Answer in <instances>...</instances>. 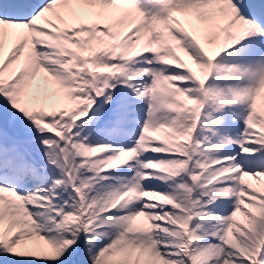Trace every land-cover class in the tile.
<instances>
[{
    "label": "snow or ice",
    "instance_id": "1",
    "mask_svg": "<svg viewBox=\"0 0 264 264\" xmlns=\"http://www.w3.org/2000/svg\"><path fill=\"white\" fill-rule=\"evenodd\" d=\"M0 264H264V0H0Z\"/></svg>",
    "mask_w": 264,
    "mask_h": 264
}]
</instances>
